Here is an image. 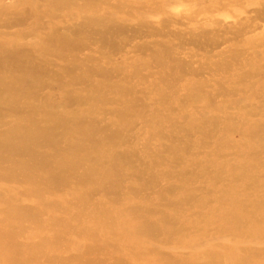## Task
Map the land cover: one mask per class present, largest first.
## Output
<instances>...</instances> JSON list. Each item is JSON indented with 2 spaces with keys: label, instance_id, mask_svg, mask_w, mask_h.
I'll return each mask as SVG.
<instances>
[{
  "label": "rangeland",
  "instance_id": "1",
  "mask_svg": "<svg viewBox=\"0 0 264 264\" xmlns=\"http://www.w3.org/2000/svg\"><path fill=\"white\" fill-rule=\"evenodd\" d=\"M6 55L0 264H264V0H0Z\"/></svg>",
  "mask_w": 264,
  "mask_h": 264
},
{
  "label": "bare ground",
  "instance_id": "2",
  "mask_svg": "<svg viewBox=\"0 0 264 264\" xmlns=\"http://www.w3.org/2000/svg\"><path fill=\"white\" fill-rule=\"evenodd\" d=\"M1 59H5L4 63H8L9 67H14V66L16 67L18 65V61L15 60V58L12 55L0 56V60ZM29 71L31 74H44V73L38 72L36 68L33 69V67L30 68Z\"/></svg>",
  "mask_w": 264,
  "mask_h": 264
}]
</instances>
